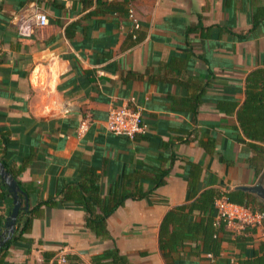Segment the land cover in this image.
Listing matches in <instances>:
<instances>
[{"label": "crops", "instance_id": "obj_1", "mask_svg": "<svg viewBox=\"0 0 264 264\" xmlns=\"http://www.w3.org/2000/svg\"><path fill=\"white\" fill-rule=\"evenodd\" d=\"M38 12L48 18L41 27L33 22ZM20 22L31 30L20 32ZM257 69L264 70V0H0V137L11 141L0 155L13 171L23 166L17 178L28 205L59 198L84 178L82 169L95 170L102 196L122 178L149 187L153 170L168 169L163 185L107 217L111 238L85 227L77 203L42 205L3 264H50L61 250L93 264L114 246L130 264H165L158 227L167 209L187 200V162L199 166L204 187L222 190L254 184L264 169V156L258 172L247 161L249 145L264 143L247 137L237 119L246 77ZM131 97L145 124L135 139L106 127L109 110ZM7 209L1 200L3 220ZM260 240L258 227L250 246ZM236 253L222 243L223 255ZM182 259L213 257L185 252Z\"/></svg>", "mask_w": 264, "mask_h": 264}, {"label": "trees", "instance_id": "obj_2", "mask_svg": "<svg viewBox=\"0 0 264 264\" xmlns=\"http://www.w3.org/2000/svg\"><path fill=\"white\" fill-rule=\"evenodd\" d=\"M261 82H264V70H253L247 75L245 99L237 109V119L247 137L264 143V110H257L258 106H264V88H258ZM138 134L132 138L135 139ZM9 142L11 141L2 132L0 154L1 149L5 148ZM249 148L254 152V155L247 157L248 164L258 172L259 163L264 156V146L252 143ZM6 155V152L4 156L0 155V161L6 170L16 178L21 189L25 192L17 178L23 166L16 171L11 170L5 162ZM187 164L184 172L187 178V200L167 209L158 227V249L165 264H187V260L182 259V254L185 252L188 258L211 254L213 260L209 264H264V240H260L257 246H250L253 241V233L256 232L257 228L244 225L238 233L234 232L228 227L226 219L217 220L214 202L224 198L229 203L250 206L263 212L264 206L258 203L250 193L239 188L222 190L215 186L204 187V182L200 180L201 169L199 166L192 162H187ZM153 171L151 186L132 184L129 179L122 178L119 184L116 181L112 182L109 192L104 196L99 192L97 173L93 168L86 173L85 169H82L80 176L84 178L73 180L64 186L60 190L61 196L59 198L49 196L25 208L24 195L23 193L19 194L21 208L16 218L11 239L6 241L0 249V264L4 263L7 249L11 244L26 239L24 234L30 230L32 220L41 214L42 205L56 207L67 201L77 203L85 212V227L101 239L111 238L106 226L107 217L117 207L123 205L126 199H142L165 183V175L168 173V169L158 168L157 171ZM79 190H83V192ZM4 199L7 200V210L9 211L12 197L0 180V201ZM3 223V217L0 216V233L3 230ZM225 241L232 243L238 250L233 260L230 256L222 254V243ZM145 254H147L146 251L142 252V255ZM92 263L130 264V261L125 255L120 254L118 248L114 246L104 250L101 255L93 256Z\"/></svg>", "mask_w": 264, "mask_h": 264}, {"label": "built area", "instance_id": "obj_3", "mask_svg": "<svg viewBox=\"0 0 264 264\" xmlns=\"http://www.w3.org/2000/svg\"><path fill=\"white\" fill-rule=\"evenodd\" d=\"M128 17L134 29L139 28L138 19L133 10L128 9ZM34 24L38 27L44 26L48 23L47 15L43 12H38L33 16ZM18 29L22 33H28L31 30L29 24L20 22ZM106 127L109 131L133 137L135 134L142 133L145 129L143 123L141 107L135 103L133 97L126 100L125 103L112 107L106 119ZM215 208L217 210L216 218L226 219L227 223L236 222L242 227L244 225L255 226V228H264V212L252 208L250 206H243L239 204L229 203L224 198L215 201ZM211 256V254H209ZM50 264H77L71 261L67 255L61 250L57 252L51 259Z\"/></svg>", "mask_w": 264, "mask_h": 264}, {"label": "water", "instance_id": "obj_4", "mask_svg": "<svg viewBox=\"0 0 264 264\" xmlns=\"http://www.w3.org/2000/svg\"><path fill=\"white\" fill-rule=\"evenodd\" d=\"M0 180L6 186L9 194L12 197L11 208L4 219L3 230L0 233V249H1V247L5 244V242L11 239L12 234L14 232L16 218L21 208V201L19 199V194L23 193L24 195L25 208L28 207V196L26 192H24L21 189L16 178L8 170H6L4 164L1 161H0ZM236 188H239L243 191H246L256 196L258 202L264 205V169L254 184L238 185L236 186Z\"/></svg>", "mask_w": 264, "mask_h": 264}]
</instances>
